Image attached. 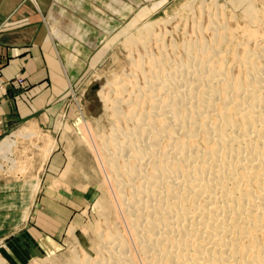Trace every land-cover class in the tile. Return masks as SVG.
I'll list each match as a JSON object with an SVG mask.
<instances>
[{"label": "bare ground", "instance_id": "obj_1", "mask_svg": "<svg viewBox=\"0 0 264 264\" xmlns=\"http://www.w3.org/2000/svg\"><path fill=\"white\" fill-rule=\"evenodd\" d=\"M244 3L253 25L257 12ZM248 34L254 40L258 33ZM145 39L139 34L133 41ZM221 40L214 35L209 47L186 44L184 64L170 73L161 70L162 57H148L147 79L124 101L126 113L119 108L122 96H100L99 81L89 91H100L95 98L111 119L131 123L126 130L110 127L103 142L96 137L143 264H264V47L243 44L228 67ZM20 133L0 140L2 156H9ZM97 204L105 221L106 205ZM115 230L94 235V252L107 257L82 263L72 248L51 264H135Z\"/></svg>", "mask_w": 264, "mask_h": 264}, {"label": "rangeland", "instance_id": "obj_2", "mask_svg": "<svg viewBox=\"0 0 264 264\" xmlns=\"http://www.w3.org/2000/svg\"><path fill=\"white\" fill-rule=\"evenodd\" d=\"M246 1L260 19L253 25L243 12L242 0H53L55 8L45 28L50 38L57 39L53 42L65 61L70 86L48 114L16 121L0 137L21 132L13 139L9 156L0 154V260L51 264L72 250L82 263L86 258L103 259L106 253L94 252V235L113 232L114 226L134 263L143 264L115 197L117 188L105 162L108 155L101 150L111 128L126 130L131 123L115 122L95 97L100 91L109 100L122 96L119 108L126 113L124 101L143 88L149 58L162 57L161 70L170 73L184 64L186 44L209 47L214 35L222 36L219 52L228 67L231 53L241 52L243 44L249 49L261 43L264 47L260 39L264 0ZM247 29L258 33L256 41V36L248 38ZM139 34L144 42L133 41ZM236 67L230 69L233 74ZM96 81L102 87L93 95L90 86ZM121 87L125 92L119 95ZM48 160L51 166L46 167ZM98 202L106 205L107 223Z\"/></svg>", "mask_w": 264, "mask_h": 264}, {"label": "crops", "instance_id": "obj_3", "mask_svg": "<svg viewBox=\"0 0 264 264\" xmlns=\"http://www.w3.org/2000/svg\"><path fill=\"white\" fill-rule=\"evenodd\" d=\"M53 3L0 0V137L16 121L48 114L69 90L67 67L53 42L57 39L50 38L45 28ZM15 77L22 80L19 88Z\"/></svg>", "mask_w": 264, "mask_h": 264}, {"label": "built area", "instance_id": "obj_4", "mask_svg": "<svg viewBox=\"0 0 264 264\" xmlns=\"http://www.w3.org/2000/svg\"><path fill=\"white\" fill-rule=\"evenodd\" d=\"M13 81L18 83V84H22V80L19 77H15Z\"/></svg>", "mask_w": 264, "mask_h": 264}, {"label": "water", "instance_id": "obj_5", "mask_svg": "<svg viewBox=\"0 0 264 264\" xmlns=\"http://www.w3.org/2000/svg\"><path fill=\"white\" fill-rule=\"evenodd\" d=\"M95 88H96V85L95 84H93L92 86H90V92H92Z\"/></svg>", "mask_w": 264, "mask_h": 264}]
</instances>
